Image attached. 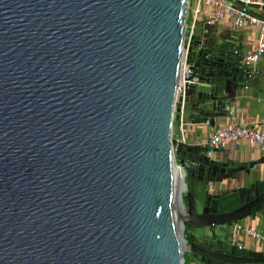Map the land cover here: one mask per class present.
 Instances as JSON below:
<instances>
[{
  "label": "water",
  "instance_id": "95a60500",
  "mask_svg": "<svg viewBox=\"0 0 264 264\" xmlns=\"http://www.w3.org/2000/svg\"><path fill=\"white\" fill-rule=\"evenodd\" d=\"M188 3L0 0V264H264L216 231L264 211V180L213 195L221 165L172 136L214 115L198 63L179 85Z\"/></svg>",
  "mask_w": 264,
  "mask_h": 264
},
{
  "label": "crops",
  "instance_id": "0c3cea01",
  "mask_svg": "<svg viewBox=\"0 0 264 264\" xmlns=\"http://www.w3.org/2000/svg\"><path fill=\"white\" fill-rule=\"evenodd\" d=\"M213 10V5L202 8L198 17L199 29L206 27V18ZM257 39L258 30L254 26L238 28L226 19L208 26V31L201 35L200 42L193 44L190 61L198 63L200 75L205 80L203 88L207 90L201 94L203 98H209L199 108L214 115L208 117V124L202 116L177 121L172 130L173 138L192 146H201L203 154H206L210 134L216 127L228 126L232 121L249 126L264 124V57L257 70L247 75L241 68L238 57L232 53L233 48L241 53L250 51ZM209 61L219 69L215 76V84L218 86L216 95L208 91V79L213 76L212 70L206 65ZM230 110H233L232 115ZM179 124L182 125V131ZM207 156L221 165V174L209 186V192L213 195L229 194L238 188L264 180V159L255 143L242 140L237 146L216 149L212 155ZM245 228L264 234V211L238 219L230 226H218L216 231L218 237L225 242L246 250L264 252L262 243L249 236ZM198 261L200 260L188 254L185 264H197Z\"/></svg>",
  "mask_w": 264,
  "mask_h": 264
},
{
  "label": "built area",
  "instance_id": "2783aa9c",
  "mask_svg": "<svg viewBox=\"0 0 264 264\" xmlns=\"http://www.w3.org/2000/svg\"><path fill=\"white\" fill-rule=\"evenodd\" d=\"M235 2L240 5H234ZM212 5L214 10L206 18V27L199 29L198 17L202 8ZM223 19L230 21L238 28L250 25L258 30V39L253 49L245 53H241L237 48L232 50L247 75H251L257 70L259 62L264 57V0H189L184 33L183 64L180 71L182 87L185 84L198 82L194 63L190 61L191 47L195 42L194 36L198 34L200 39L201 35L208 31V26ZM230 112L232 115L233 110H230ZM205 122L208 124L209 119L207 118ZM179 129L180 131L183 130L181 124H179ZM242 140L255 143L264 159V124L249 126L237 121H232L225 127H216L211 132L206 154L210 156L216 149L237 146ZM245 232L252 238L259 240L264 248V234L252 228H245ZM197 264L207 263L200 260Z\"/></svg>",
  "mask_w": 264,
  "mask_h": 264
},
{
  "label": "bare ground",
  "instance_id": "6f19581e",
  "mask_svg": "<svg viewBox=\"0 0 264 264\" xmlns=\"http://www.w3.org/2000/svg\"><path fill=\"white\" fill-rule=\"evenodd\" d=\"M180 89L182 92V84L180 82ZM180 91H178V94H181ZM178 176H179V180L181 183V187H180V194L182 193V191L185 189V185L183 182V176H184V172L182 169H179L178 171ZM185 218V213H184V209H183V205L181 202V198L179 195V200H178V204H177V208L175 211V226H176V233H177V240H178V244L180 247V250L183 251L185 246H184V238H183V220Z\"/></svg>",
  "mask_w": 264,
  "mask_h": 264
},
{
  "label": "trees",
  "instance_id": "16d2710c",
  "mask_svg": "<svg viewBox=\"0 0 264 264\" xmlns=\"http://www.w3.org/2000/svg\"><path fill=\"white\" fill-rule=\"evenodd\" d=\"M186 258H188V253H184V262H183V264H185Z\"/></svg>",
  "mask_w": 264,
  "mask_h": 264
},
{
  "label": "rangeland",
  "instance_id": "374dc122",
  "mask_svg": "<svg viewBox=\"0 0 264 264\" xmlns=\"http://www.w3.org/2000/svg\"><path fill=\"white\" fill-rule=\"evenodd\" d=\"M184 192H182V194H183ZM188 229L187 228H185L184 230H183V234L187 231Z\"/></svg>",
  "mask_w": 264,
  "mask_h": 264
}]
</instances>
